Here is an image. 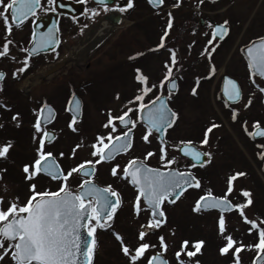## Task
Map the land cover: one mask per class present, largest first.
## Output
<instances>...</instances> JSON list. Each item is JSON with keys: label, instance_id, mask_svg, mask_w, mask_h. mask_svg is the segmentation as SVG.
I'll return each mask as SVG.
<instances>
[{"label": "snow or ice", "instance_id": "obj_1", "mask_svg": "<svg viewBox=\"0 0 264 264\" xmlns=\"http://www.w3.org/2000/svg\"><path fill=\"white\" fill-rule=\"evenodd\" d=\"M47 2L50 6L56 4V0ZM80 2L86 3L87 0ZM94 2L100 6V10H89L90 19L99 16L101 11L107 13L113 10L108 0ZM183 2L147 0L156 15L166 13L167 23L162 29L159 43L147 49L151 53L163 50L168 54L162 64L163 72L159 78L153 79L143 68H134L136 89L133 95L122 100L117 92L113 97L115 106L108 107L102 113V131L88 145L81 139L67 153V159L75 161L77 152L87 147L90 149L89 159L65 167L61 162L66 153L50 149L59 139L56 132L49 128L56 120V109L44 101L39 108L32 110L35 117L31 125L35 155L21 167L27 186L26 197L22 199L20 194L10 191L7 182L9 169L0 167V264H96L100 247L97 233L109 230L119 242L120 251L128 264H201L198 257L204 254L205 240L183 239L169 255L172 246L161 232L168 225L165 205H175L189 190L201 193L191 206L193 214H218L216 234L220 241L217 248L219 256L227 258L229 264H243L241 254L252 252L251 264H264V214L251 215L255 205L253 193L238 187L236 183L246 177L247 172L229 173L225 190L217 195L211 187H204L202 178L194 171L212 163V140L223 123L210 119L198 141H172L168 137L169 130L176 128L180 120V114L171 104L180 91L183 57L178 56L177 48L168 47L166 41L174 27L172 10L182 8ZM208 2L216 3L217 0ZM204 3L205 0H197V7ZM41 7V0H0V22L4 29V36L0 39V60L21 65L11 73L12 79H18L31 67L33 57L49 50L55 52L61 43L57 34L59 29L54 25L46 33L33 30L29 46L19 48L24 54L22 60L17 61L12 53L15 42L9 37L13 35L14 28L20 29L29 18L36 17ZM134 8V0H126L124 6H117L115 10L124 13ZM50 10L55 11V8ZM207 28L211 30L210 34L205 33L209 38L199 52V57L206 61L205 72L194 78L190 91V95L197 98L201 81H210L217 75L213 55L230 33L227 19L220 24L209 21ZM195 43L192 41L188 44L189 55ZM241 53L248 69L247 97L237 80L224 76L217 99H221L223 107L228 110L230 121L239 123L245 136L254 143L256 158L264 161V142H257L264 141V120L256 119L249 125L248 117L243 115L253 107L254 100L264 103V36L249 41ZM145 55V52L138 51L128 59L136 61ZM7 78L8 73L0 70V94L5 92ZM64 110L70 114L68 130L79 135L83 104L74 92ZM6 123L20 128L22 116L10 104L0 101V129H5ZM138 131L139 141L143 145L152 146L155 143L157 146L146 150L142 157L129 155L136 147ZM14 152L13 139L0 141V162L9 161ZM122 156L128 157L123 164L118 162V157ZM153 157L157 158L159 167L147 163ZM181 161L185 162L183 168L180 167ZM104 164L111 165L109 174L114 180L126 182L134 189L135 196L131 201L133 218L139 220L142 215L146 217L138 225L135 244L126 243L114 228L117 212L125 204L121 191L111 183L104 186L96 183L98 166ZM45 178L57 183L55 190L41 187L40 182ZM73 179L77 180L75 186L70 182ZM232 213L238 215L246 226L247 236L255 234L254 242L246 243L234 235L237 230L229 231L228 217ZM175 235L174 230H168L169 237Z\"/></svg>", "mask_w": 264, "mask_h": 264}, {"label": "rangeland", "instance_id": "obj_2", "mask_svg": "<svg viewBox=\"0 0 264 264\" xmlns=\"http://www.w3.org/2000/svg\"><path fill=\"white\" fill-rule=\"evenodd\" d=\"M193 3H197V0H189L188 7L193 6ZM226 5L230 8L225 12H220V9ZM206 6L210 7L208 11L212 9L213 12H218L217 14H208L207 20H210L212 23H223L227 19L231 28V34L226 43H221L217 52L213 55V62L218 69L217 75L211 82H203L200 85L198 98L191 97L190 88L194 83V78L197 75L202 76L205 72L206 61L199 58V52L209 38L205 33L210 34V31L207 25L201 26L199 24V15L194 17L187 9H182L178 13L176 12L177 22L173 33V40L175 43L174 47L178 49V56L183 57V68L180 73L183 76V82L175 100V108L180 114L179 129L175 133V140L187 138L199 139L205 124L210 119H215L218 123L222 122L223 127L221 131L216 130L215 137L212 140L211 151L213 152V160L206 172V177L211 182L205 183V187H211L214 193L223 192L224 187L221 186V183L228 174L229 170H227V167L231 165H221L223 163L221 161L223 155L220 150L225 151L223 150L225 148L229 155L234 156L237 166L240 164L252 172L253 179L256 181V189H253L256 192V206H258L257 202L260 200L259 205L261 208H264V175L259 171L256 162L249 155L248 149H245V153H243L236 146L237 142L241 140L239 137L240 132L238 133L236 127L229 125L226 115L222 112L217 101V97L219 96L218 82L222 74L241 76L240 80H242L245 86L247 96L249 87L247 86L246 77L244 78L241 49L248 45L249 41L264 36V0H224L222 5L208 4ZM183 15H186V18ZM186 19L190 20L189 23L184 21ZM158 24L157 27L151 26L149 29H140V31L134 28L127 29L126 31L124 29L123 32L112 36L105 45L98 49L95 48V44H91L90 46L83 44L93 35L92 32L83 33L68 51L69 54L77 52L75 64L63 70L69 73L74 72V78L69 77V80L64 78L63 80L50 79V76H48L50 74H46L44 70L27 77L18 87L25 93L32 90L33 100L31 103H33L34 100H39L42 94L47 95V98L52 100L55 92L50 91V89L52 90L53 87H60L63 90V96L66 97L67 90L71 85H74L75 89L77 88V92L85 98L86 118L84 125L88 128L94 127L98 129L104 119L102 116V112L104 111L101 109L115 106L114 95L117 92L127 94V96L134 93L136 84L133 79L132 65L129 64L128 57L138 51L145 52L147 42L150 43L152 40L157 42V36L162 32ZM193 32H195V35H193ZM120 40H127L126 48L124 49L126 51L125 56L121 55L120 52L117 54L113 53L119 47L118 41ZM192 41L196 43L191 50V55H189L188 44ZM109 53L113 54L110 55ZM194 56L197 58L194 59ZM111 59H115V61L109 63ZM166 59V52L160 53L157 56H151L149 59L144 60L143 69L148 72H162V64ZM87 65L90 68L86 70ZM258 82L260 81L258 80ZM257 96H259V93H257ZM107 100H110L113 104L107 106L105 104ZM34 107L36 108V106ZM262 111L263 108L260 107V101L254 100L253 107L247 113H244V115L249 114L257 118L259 115L264 116ZM62 123L64 121L60 124ZM32 134L33 129L31 127L24 129L21 135L23 138H21L20 142L18 140L15 141V152L10 160L0 162V167H8L9 169L7 182L10 191L14 194H20L22 199L27 195V186L23 180L21 167L35 155ZM80 135V140L82 139L85 145H88L93 140V135L86 129H83ZM219 142L220 145L218 147ZM54 146L50 149L55 152L57 145ZM142 147L143 153L141 155H144L149 146L143 145ZM70 148L63 142L62 150L70 151ZM58 151L60 152L59 149ZM89 151L90 149L85 147L77 152V159L75 161H70L65 156L62 163L65 167H68L81 160L89 159ZM152 160L151 158L150 161ZM230 162H232V159ZM40 183L41 187H47L52 190H55L58 186L46 179H43ZM195 196L191 195V197H187L175 207H167V215L170 222L164 229H161V232L168 238L172 246L170 247L169 255H171V251L183 239H203L206 241L204 254L198 257L201 260V264H224L217 250L220 243L216 234L217 215L193 214L191 206ZM131 197H133V194H131ZM131 197L126 198L128 202L118 210L115 220L117 223L114 224V228L125 238L126 243L135 244L138 225L146 217L142 215L139 220L133 218L131 201H129ZM254 212L251 211L252 216L256 215ZM228 225L229 231L237 230L234 231L235 236L239 237V234H243L245 227L240 225L234 217H228ZM169 229L176 232L174 237L168 236ZM130 233L131 237H129ZM97 236L100 247L96 254V264H128L127 259L120 251L119 242L115 240L110 232L98 231ZM153 241H155V237H153ZM253 255L254 253L248 254V252L242 254L243 264H251Z\"/></svg>", "mask_w": 264, "mask_h": 264}, {"label": "flooded vegetation", "instance_id": "obj_3", "mask_svg": "<svg viewBox=\"0 0 264 264\" xmlns=\"http://www.w3.org/2000/svg\"><path fill=\"white\" fill-rule=\"evenodd\" d=\"M223 1L224 0H217L216 3H209L208 0H205V3L203 6L197 7V3H193V6L188 7L189 0H184L182 8L172 10L173 15L175 17V20H174V27L172 29V32L169 35L168 40L166 41L167 46L175 48L174 47L175 43L173 40V38H174L173 33H174L175 28H176L175 27L176 22H177L176 21V15L178 12H181L182 9H187L189 11V13L193 14L194 17H197L199 15V17H198L199 24L201 26H203V25H207V22L210 21V20H207L208 14H210V13L211 14L212 13L217 14L218 13V12H213L212 9H209V11H208V8H210V7H208L206 5H208V4L209 5H222ZM167 2L171 3L172 0H167ZM41 3H42V7H41V9L38 10L36 17L29 18L22 25V27L20 29L14 28L13 35L11 37H9L10 39H13L15 42V46L12 47V53L17 57V61L22 60L24 54L19 51V48L29 46V41H30L31 34H32L33 30H35L37 33H42V32L46 33L50 28H53L54 25L59 29V32L57 34L61 40V43L59 44V46L55 52L49 50L46 53H41L40 55L33 57V59L30 62L31 67L25 73L20 75L18 79H12L11 73L16 68L20 67L21 65L19 63H14V62L7 61V60H0V70H3V71L8 73V78L6 79L5 84H4L5 92L3 94H0V101H3V102L10 104L13 107L14 111H19L21 113L22 121H23L20 128H16V127H14V125H12L10 123H6L5 129H0V141L7 138V139H13L14 141L18 140L20 142L21 138H23V137H21V135H22L24 129L30 128V127L32 128L31 125L35 119V117L32 114V110L39 108V106L44 101H47V103L50 104L52 107H54L56 109V112H57L56 120L52 125L49 126V128H50V130H54L56 132L57 136L59 137V139L54 144H52L50 146V148H52L57 143L56 144L57 146L55 145L56 146L55 152L58 153L59 152L58 149L60 151H64L66 153V157H67V153L69 151L68 150H62L63 142L66 143L68 147H72L80 141V138H81L80 134L82 133L83 129H86L88 132H90L93 135V139H94V136L98 132L102 131L101 127H98V129L94 128V127L88 128L86 125H84L85 124L84 121L86 118L85 117L86 116L85 98L82 97L81 94H79L77 92V90H76L77 88L75 89L74 85H71V87L67 90L68 92H67L66 97L63 96V93H62L63 90H61L60 87H53V88L51 87L52 90L50 89V91L55 92V94H53V96H52V100L48 99L47 95L42 94V96L40 97L39 100H34L33 103H31L33 100V98H32L33 94L31 93L32 90L29 91L28 93H25L22 89H20L18 87L19 84L24 79H26L27 77H30L36 73H40L41 71H44V70H45L46 74H50V75H48V76H50V79L56 78V80H63V78H64V79L69 80V77L74 78L75 77L74 72L69 73L68 71H63V70L75 64V60H76L75 58H76L77 52L69 54L68 51H69L70 47L75 43V41L78 40V38L80 37L81 34L86 33V32H92L93 35L87 41H85L83 44H85L86 46H90L91 44H95V48L98 49L101 46L105 45L109 41V39H111L112 36H114L120 32H123L124 29H125V31L127 29H131V28H134L137 31L138 30L140 31V29L146 30V28L149 29L151 26L157 27V24L160 22L158 24V26H160V28L162 30L167 23L166 13H164L162 15H156V13L152 9V7L150 5H148L147 0H134L135 8L132 10H129L127 12L121 13L115 9L117 8V6H124L126 3V0H108V5L113 10H111L107 13L101 11V14L99 16H96L95 18L90 19L89 18V16H90L89 10H91L93 8H97L98 10H100V6H98L94 2V0H87L86 3H81L80 0H56V4L51 5V6L48 4L47 0H41ZM52 7L55 8V11L50 10ZM229 8L230 7H227V5H226L220 9V12H225ZM86 12H88L87 15L85 14ZM203 14H205V15H203ZM183 16H185V18H186V15H183ZM184 21H187V23H189L190 20L186 19ZM105 23L108 24L110 27L109 33L102 40H94L93 37L99 31V29H101V27ZM127 23H129V24L127 25ZM213 24H220V23L214 22ZM84 25H87V27H84ZM81 29H83L82 32H81ZM209 31H211V30L209 29ZM230 34H231V28H230L229 36H230ZM148 35H149V33H148ZM161 35H162V32L159 34V36H157V38H158L157 42H155V40L150 41V43L147 42V48L145 50V53H146L145 56L140 57L136 61H130L129 64L132 65L131 67L133 69V72H132L133 75H134V68L135 67L139 66V67L143 68L144 63H145L144 62L145 59L147 60L151 56H157L160 53H165L163 50H161V52H159V53L147 52V49L153 48L159 43ZM3 36H4V29H3L2 22H0V39H2ZM228 37L222 42V44L226 43V41L228 40ZM118 44H119V47H118L119 50H118V48H116L115 52H113V53L117 54L120 52L121 55H124L126 53V51H124V49L126 48L127 40H124V41L120 40V41H118ZM57 53H58V55H57ZM113 53H109V54L111 55ZM195 58H197V57L194 56V59ZM242 60L243 61L241 63L243 65V69H244V78L246 77L247 86L249 87L248 69H247L245 57L243 55H242ZM114 61H115V59H111L109 63H112ZM56 67H59V70L54 71V69ZM88 68H90L89 65H87L85 69L87 70ZM162 72L145 71V73L150 74L153 79L159 78L161 76ZM224 76H229V77L237 80L243 86L244 91H245V86L242 83V80H240L241 76H237L235 74H231V75L222 74L220 79H219V82H218V84H219V87H218L219 96H220ZM214 78L215 77H213V79ZM212 80H210V81H204L203 80V81H201V84L203 82L209 83ZM182 82H183V79L179 81L180 90L182 87ZM190 91H191V88H190ZM73 92L82 101V104H83V119H82V122L79 124V127L81 128V132L79 135L72 134L68 130L67 123H68V120L70 119V114L65 112V110H64L69 99L71 98ZM131 95H133V93ZM131 95L127 96V94H121V99L123 100L127 97H130ZM177 96L174 98V102L171 104V106L174 108V110H176L175 100H176ZM245 96H246V92H245ZM217 101H218V103L222 109V112L226 115V119L229 122V125L232 127H236L238 129V133L240 132L239 137L241 140H240V142L236 141L237 142L236 146H238V148L241 149L243 151V153H245V149H248L249 155L256 162L259 171L264 175V161H260L256 158L255 153H256L257 149L254 147V143L252 141H250L247 136H245V134L243 133L239 123L233 124L230 121L228 110L223 107L222 100L218 99ZM106 102L107 103H105V104H107V106L113 104L110 100L109 101L107 100ZM34 106H36V108ZM260 107L263 108L262 112L264 113V103L260 102ZM107 108L108 107H106V109ZM106 109H101V110L105 111ZM245 116H247L249 119V125H251V122L253 120H256V119L264 120L263 115H259V116H257V118H255L254 116L249 115V114H246ZM103 118H104V116H103ZM103 120H102V122H103ZM63 121H64V123L60 124ZM179 123H180V120L177 122L176 128L169 130L168 137L172 141H175V139H176L175 133L179 129ZM81 125H84V126H81ZM14 128H16V129H14ZM218 130L221 131V128ZM201 137H202V134H201ZM61 139H63V140L61 141ZM187 139H192V140H196V141L199 140V139H195V138H187ZM221 141H222V139H221ZM220 142L218 144V147L220 145ZM257 142H264V141L258 140ZM142 146H143L142 142L139 141V131H138L137 132L136 147L133 149V152L130 153L129 155H136V156L142 157L143 156V155H141L143 153V151H142L143 147ZM156 147L157 146L154 143L152 146H149V148L147 150H152ZM234 147H235V145H234ZM223 150H225V151L220 150V152L223 155L221 158V161H223V163L221 165L225 166L226 164H231L230 166L227 167V170H229L228 174L233 172V171H245V172H247V176L244 178H241L236 183H237V186L240 188L251 190L253 193V199L255 201L256 200L255 199L256 198L255 197L256 192L253 189H256L255 188L256 187V185H255L256 181H255V179H253V176L251 174L252 172L249 169L244 168V166H241L240 164H239V166H237L236 161L234 160V156L229 155L225 148H223ZM170 154H173V153H170ZM127 158L128 157H123V156L118 157V162L123 164L124 162H126ZM152 159H153L152 161L149 160V161H147V163L149 165H151L152 167H159L160 165H159L157 158L153 157ZM231 159H232V162H230ZM184 163H185L184 161H181V163H180L181 168H183ZM211 164H209V165H211ZM209 165H207L204 169H195L194 170L197 173V175L202 178V182H203L204 187H205V183L211 182V180L206 177V172H207ZM110 167H111V165H108V164L98 166L96 183L100 186H104L106 184L111 183V184H113L114 187H116L119 191H121V193L124 197L125 203L128 202L127 201L128 199H126V198L131 197V194H133V197H131V199L129 201H132L134 196H135L134 189L130 185H128L126 182L114 180L109 174ZM227 175H226V177H227ZM226 177H225V179H223V181L221 183V186L224 187V190L226 187V185H225ZM70 182L73 184V186H75V184L77 183V180L73 179ZM222 193L219 192V193H215V194L219 195ZM200 194H201L200 192L189 190V192L185 193L184 197H181V200L178 201L175 205H167L166 204L165 207H166V209H167V207H175L181 201L185 200L187 197H189V196L191 197V195H194V196L196 195L195 199L193 200V203H194V201L198 198V196ZM257 204H258V206H256V201H255V205L251 211L252 212L255 211L254 214H256V215L264 214V211H263L264 208H261V206L259 205L260 200L257 202ZM212 214L218 215L217 213H212ZM203 215H207V214H203ZM230 216L234 217L240 225H243L246 228V226L241 222V219L239 218L238 215H236L235 213H232L229 215V217ZM169 222L170 221L168 219V224H169ZM116 223H117V221H115L114 224H116ZM245 228L243 230L244 231L243 234H241V235L239 234V237L241 239H243L246 243L254 242L255 234H253V236H251V237L247 236L245 234ZM106 232L111 233V230L106 231ZM129 237H131V233L129 234ZM127 239H129V238H127ZM245 253H242V254H245ZM249 253H252V252H248V254ZM222 259H223L224 264H229V262L227 261V258L222 257Z\"/></svg>", "mask_w": 264, "mask_h": 264}, {"label": "bare ground", "instance_id": "obj_4", "mask_svg": "<svg viewBox=\"0 0 264 264\" xmlns=\"http://www.w3.org/2000/svg\"><path fill=\"white\" fill-rule=\"evenodd\" d=\"M109 28H110L109 25L105 23L101 27V29H99V31L95 34L93 39L94 40H102L109 33Z\"/></svg>", "mask_w": 264, "mask_h": 264}, {"label": "water", "instance_id": "obj_5", "mask_svg": "<svg viewBox=\"0 0 264 264\" xmlns=\"http://www.w3.org/2000/svg\"><path fill=\"white\" fill-rule=\"evenodd\" d=\"M57 70H59V67H56V68L54 69V71H57Z\"/></svg>", "mask_w": 264, "mask_h": 264}]
</instances>
